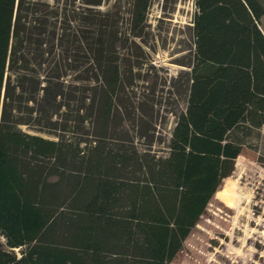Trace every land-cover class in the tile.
I'll use <instances>...</instances> for the list:
<instances>
[{"label": "trees", "instance_id": "trees-1", "mask_svg": "<svg viewBox=\"0 0 264 264\" xmlns=\"http://www.w3.org/2000/svg\"><path fill=\"white\" fill-rule=\"evenodd\" d=\"M43 1L0 0V264H171L264 133V0H194L187 100L162 156L113 138L136 118L123 47L151 0H133L130 35L119 4Z\"/></svg>", "mask_w": 264, "mask_h": 264}, {"label": "rangeland", "instance_id": "rangeland-1", "mask_svg": "<svg viewBox=\"0 0 264 264\" xmlns=\"http://www.w3.org/2000/svg\"><path fill=\"white\" fill-rule=\"evenodd\" d=\"M43 2L83 4L84 0ZM132 3L102 0L100 9L124 6L126 15L121 21L130 35ZM195 13L194 0H151L141 36L130 37L129 46L123 47L124 55L139 66L133 70L128 91L132 112H125L136 118L128 120L126 116L122 122L129 133L113 136L114 140H124L138 152L150 151L158 156L167 153L176 115L185 109L187 100ZM261 28L264 31V17ZM24 130L48 137L36 129ZM249 144L171 264H264V133L261 137L253 135ZM226 189L230 193L219 197L218 193Z\"/></svg>", "mask_w": 264, "mask_h": 264}]
</instances>
